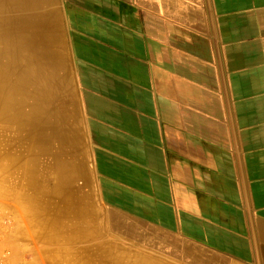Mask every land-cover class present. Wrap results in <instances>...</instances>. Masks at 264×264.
<instances>
[{"label":"crops","instance_id":"1","mask_svg":"<svg viewBox=\"0 0 264 264\" xmlns=\"http://www.w3.org/2000/svg\"><path fill=\"white\" fill-rule=\"evenodd\" d=\"M9 1V263L264 264V0Z\"/></svg>","mask_w":264,"mask_h":264},{"label":"rangeland","instance_id":"2","mask_svg":"<svg viewBox=\"0 0 264 264\" xmlns=\"http://www.w3.org/2000/svg\"><path fill=\"white\" fill-rule=\"evenodd\" d=\"M4 10H5V7L0 12V18H3L2 20H4ZM14 10H15V8H14ZM17 15H19V12H16V11H14L12 14V16H17ZM2 22L5 25V22L4 21H2ZM0 44H2V41H0ZM76 72H77L76 86H73V85L61 86V94L62 95L63 94H66V95L69 94L70 95L72 93H76L78 100H81V99H83V94H85L86 91H88L89 93H106V91L108 90V93L110 95L116 94V87L115 86H113V87H104V86L101 87V86H81V85H79V71H76ZM78 107H79V101H78Z\"/></svg>","mask_w":264,"mask_h":264},{"label":"bare ground","instance_id":"3","mask_svg":"<svg viewBox=\"0 0 264 264\" xmlns=\"http://www.w3.org/2000/svg\"><path fill=\"white\" fill-rule=\"evenodd\" d=\"M10 3V1L8 2V0H0V12H1V10L5 7V5L7 6V4H9ZM1 20H0V39H1V41L4 39V32H5V29H6V27H5V25L3 24V18H0ZM5 21V20H4ZM3 24V25H2ZM5 40V39H4ZM3 40V41H4ZM11 43V42H10ZM8 88L9 87H6V89L8 90ZM20 88V87H19ZM15 91V90H14ZM5 104V103H4Z\"/></svg>","mask_w":264,"mask_h":264},{"label":"built area","instance_id":"4","mask_svg":"<svg viewBox=\"0 0 264 264\" xmlns=\"http://www.w3.org/2000/svg\"><path fill=\"white\" fill-rule=\"evenodd\" d=\"M0 241H1V237H0ZM9 252L7 251H0V264H10L8 259H9Z\"/></svg>","mask_w":264,"mask_h":264}]
</instances>
